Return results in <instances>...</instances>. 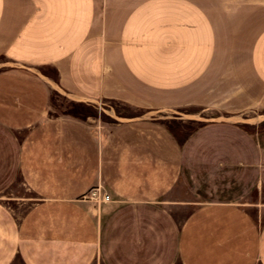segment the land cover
Segmentation results:
<instances>
[{"label": "crops", "instance_id": "1", "mask_svg": "<svg viewBox=\"0 0 264 264\" xmlns=\"http://www.w3.org/2000/svg\"><path fill=\"white\" fill-rule=\"evenodd\" d=\"M262 122L264 3L0 0V264H264Z\"/></svg>", "mask_w": 264, "mask_h": 264}, {"label": "rangeland", "instance_id": "2", "mask_svg": "<svg viewBox=\"0 0 264 264\" xmlns=\"http://www.w3.org/2000/svg\"><path fill=\"white\" fill-rule=\"evenodd\" d=\"M240 1H242V0H233V4H240ZM249 1H255V2L257 1V2H260V3H264V0H249ZM110 106L112 108L116 109V113L119 114V116H121L122 114L126 115V114H130L131 113V111H128L127 109H125L123 107H117V106H113V105L99 106L100 108H102V110H101V119H103L106 122H110L111 121V119L109 118V115L114 116L112 110L109 109ZM50 112L53 115L66 114V115H73V116H76L78 118H85L87 115H94L95 112H97V111L95 109H93L92 107L81 105V104H76V103L68 100L62 94L53 93V95L51 97ZM195 126L189 124L186 127L193 128ZM248 130L250 132H252V133L255 132V131H258L259 134H260V137L264 138V122H262V123H260L258 125L255 124V126H249ZM18 183H20L19 180H18ZM90 192L91 191H89L86 194V196H85L86 200H88V198L90 196ZM176 216H177L178 225H179L181 223L182 219L185 217V213L183 215V213L178 212Z\"/></svg>", "mask_w": 264, "mask_h": 264}, {"label": "built area", "instance_id": "3", "mask_svg": "<svg viewBox=\"0 0 264 264\" xmlns=\"http://www.w3.org/2000/svg\"><path fill=\"white\" fill-rule=\"evenodd\" d=\"M88 201L95 203L97 206L110 202V196L101 186L94 187L90 190Z\"/></svg>", "mask_w": 264, "mask_h": 264}]
</instances>
